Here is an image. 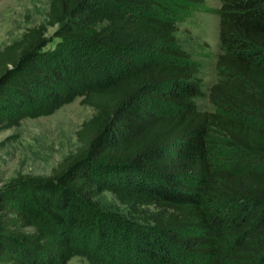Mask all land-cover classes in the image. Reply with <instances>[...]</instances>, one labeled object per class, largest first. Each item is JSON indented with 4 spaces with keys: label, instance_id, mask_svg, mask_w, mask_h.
<instances>
[{
    "label": "trees",
    "instance_id": "1",
    "mask_svg": "<svg viewBox=\"0 0 264 264\" xmlns=\"http://www.w3.org/2000/svg\"><path fill=\"white\" fill-rule=\"evenodd\" d=\"M218 1L211 109L172 16L203 0H48L0 47V122L61 83L93 109L47 174L0 186V264H264V165L235 162L264 157V0Z\"/></svg>",
    "mask_w": 264,
    "mask_h": 264
},
{
    "label": "rangeland",
    "instance_id": "2",
    "mask_svg": "<svg viewBox=\"0 0 264 264\" xmlns=\"http://www.w3.org/2000/svg\"><path fill=\"white\" fill-rule=\"evenodd\" d=\"M47 1L0 0V47L17 38L26 28L42 22ZM218 5V0H203L199 5H181L172 10L177 27L174 32L176 42L197 65L196 74L201 79L204 94L195 101L201 109L212 108L206 94L208 86L217 77L215 59L219 46L215 9ZM53 29L48 27L45 33L47 49L56 48L58 44ZM58 89L64 94L72 93V96L52 105L38 94L34 101L19 110L17 125L5 120L0 122V186L17 174H47L62 156L74 149L75 130L93 113V109L79 103L80 96L74 93L77 87L73 83H61ZM235 162L264 165V157L242 156ZM25 199L33 207L34 224L23 230L31 231L34 225L46 226L48 219L35 204L31 192ZM98 203L111 210H121L108 191L101 192ZM137 221L142 222V219L137 218ZM67 264L89 263L78 255H70Z\"/></svg>",
    "mask_w": 264,
    "mask_h": 264
}]
</instances>
